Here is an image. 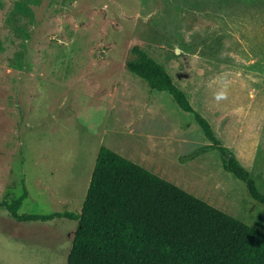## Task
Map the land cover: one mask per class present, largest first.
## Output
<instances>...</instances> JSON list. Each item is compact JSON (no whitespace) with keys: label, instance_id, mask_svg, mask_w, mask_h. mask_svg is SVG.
Segmentation results:
<instances>
[{"label":"rangeland","instance_id":"obj_1","mask_svg":"<svg viewBox=\"0 0 264 264\" xmlns=\"http://www.w3.org/2000/svg\"><path fill=\"white\" fill-rule=\"evenodd\" d=\"M132 46L164 68L264 193V0H0V202L25 188L18 214L79 215L98 149L123 138L120 125L166 134L151 125L166 117L188 143L182 157L201 152L180 161L191 167L182 183L264 234V206L215 151L202 152L192 115L125 70ZM125 93L152 106L130 110ZM76 228L0 211V264H66Z\"/></svg>","mask_w":264,"mask_h":264},{"label":"trees","instance_id":"obj_2","mask_svg":"<svg viewBox=\"0 0 264 264\" xmlns=\"http://www.w3.org/2000/svg\"><path fill=\"white\" fill-rule=\"evenodd\" d=\"M130 55L125 70L151 91L166 93L179 110L191 114L208 143L202 152L215 151L223 171L264 206V193L220 144L209 123L194 111L164 68L138 46L130 48ZM26 197L23 188L11 202L1 201L0 211L16 223L77 222L66 264H264V234L105 147L96 154L79 215H20Z\"/></svg>","mask_w":264,"mask_h":264},{"label":"crops","instance_id":"obj_3","mask_svg":"<svg viewBox=\"0 0 264 264\" xmlns=\"http://www.w3.org/2000/svg\"><path fill=\"white\" fill-rule=\"evenodd\" d=\"M122 99V106H124L125 104L128 105L129 108L140 106L139 108L142 109V113L146 112L149 106H152V102L148 99H146L145 104L142 103L141 106L139 103L134 102V96H130L129 93H125ZM130 99L132 100V102ZM132 108L130 110H132ZM222 108L224 110H229V108H226L224 106H222ZM148 124L149 122L145 123V125ZM153 124L157 128L160 126L161 128L167 129L165 130L166 134H154L148 130L139 131L138 129L132 128V124H126L125 126L120 125L122 127H119L120 129L118 130V132L124 133L122 135L123 138L115 136L112 140L109 141V144L106 148L120 155L126 160L136 164L137 166L147 170L148 172L156 175L157 177L165 180L166 182L178 187L186 193L196 197V192L182 183L180 179L182 175L187 174L191 171V167H185L187 162L181 163L180 161L189 160L191 162H194L197 160L196 157H198V155L193 156L194 158H189L188 155L185 156L187 158L182 157V149H184V147L182 146H185L188 150V143L186 141L182 142L181 137L176 138L172 136L173 122L168 118L162 117L161 121L159 120L158 123H152L151 125L153 126ZM241 130H243V128L240 127L238 131L240 132ZM133 139H136L138 141V145H136L135 147L133 146V144H131ZM145 143H148L149 147L147 149ZM207 145L208 144H203L202 146L206 147ZM139 146H141V149L138 151Z\"/></svg>","mask_w":264,"mask_h":264}]
</instances>
